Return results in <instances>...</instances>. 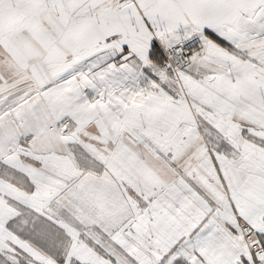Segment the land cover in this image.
<instances>
[{
    "label": "snow or ice",
    "instance_id": "obj_1",
    "mask_svg": "<svg viewBox=\"0 0 264 264\" xmlns=\"http://www.w3.org/2000/svg\"><path fill=\"white\" fill-rule=\"evenodd\" d=\"M0 264H264V0H0Z\"/></svg>",
    "mask_w": 264,
    "mask_h": 264
}]
</instances>
